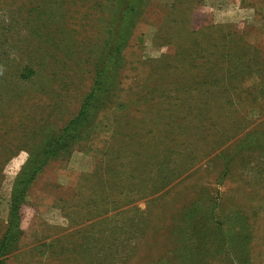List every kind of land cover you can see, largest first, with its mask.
I'll return each mask as SVG.
<instances>
[{
    "label": "rangeland",
    "instance_id": "1",
    "mask_svg": "<svg viewBox=\"0 0 264 264\" xmlns=\"http://www.w3.org/2000/svg\"><path fill=\"white\" fill-rule=\"evenodd\" d=\"M114 1L0 0V239L24 165L92 85ZM143 1L109 98L30 182L2 264H236L246 248L240 264H264V0Z\"/></svg>",
    "mask_w": 264,
    "mask_h": 264
},
{
    "label": "trees",
    "instance_id": "2",
    "mask_svg": "<svg viewBox=\"0 0 264 264\" xmlns=\"http://www.w3.org/2000/svg\"><path fill=\"white\" fill-rule=\"evenodd\" d=\"M143 2V0H115L114 3L110 2V4L106 6L110 11L108 19L105 20V22H108V28L105 31L107 32V39L104 43V50L99 57V61L92 66V85L90 86L77 115L69 120L67 125L58 135L45 138L42 145L28 160L29 162L24 165L22 172L17 177L11 194V211L9 214L8 225L0 239V257L9 253L8 248L10 244L15 241V230L19 224L18 211L20 209V203L27 187L34 179L36 173L58 150L65 145H71V142L73 143L77 139L81 140L86 135L84 130L87 126L86 122L89 118L95 116V110L98 103L109 98L110 81L117 75L122 52L126 47L130 30L134 26L135 17L141 12L140 9L142 8L141 6L143 5ZM44 11L42 1H35L34 5L25 9L23 14L26 15V17L24 20L27 24L34 22L41 26V18ZM234 55L235 57H232L229 60V71L231 72L235 68V65L237 66L240 64L242 68L241 72H247V60H242L237 52H235ZM64 59L65 62H67L66 58ZM249 137L250 136H248V138ZM149 146V142H141L140 147L142 150L138 151L135 149L136 147H134L133 153L141 156L145 155L148 153ZM233 155V153L228 154V156H226V161H223V163H228ZM231 222L235 224V221ZM223 225H225V223H223ZM225 230L226 229H224L222 224L219 223L214 229L210 230L207 237L212 239L213 243H220L223 241L220 236ZM240 253L241 256L234 255V261L237 262L236 264H240L241 258L248 255L247 248L241 250ZM0 264H2V260H0Z\"/></svg>",
    "mask_w": 264,
    "mask_h": 264
}]
</instances>
